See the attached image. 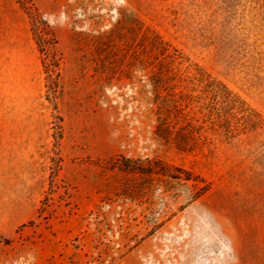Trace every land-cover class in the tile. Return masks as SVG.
Segmentation results:
<instances>
[{
    "label": "rangeland",
    "instance_id": "374dc122",
    "mask_svg": "<svg viewBox=\"0 0 264 264\" xmlns=\"http://www.w3.org/2000/svg\"><path fill=\"white\" fill-rule=\"evenodd\" d=\"M0 264H264V0H0Z\"/></svg>",
    "mask_w": 264,
    "mask_h": 264
},
{
    "label": "trees",
    "instance_id": "16d2710c",
    "mask_svg": "<svg viewBox=\"0 0 264 264\" xmlns=\"http://www.w3.org/2000/svg\"><path fill=\"white\" fill-rule=\"evenodd\" d=\"M203 78L202 74H198V76L194 75V77H186L188 81L193 82L196 80L200 84H203ZM207 92L208 93L204 99H209L208 105L204 104V102L201 103L196 112L200 114L201 117L192 118V128H194L193 132H195L197 136H202L205 119L210 122V126L208 127L210 131L219 130L221 128L219 123H222L226 133H233L235 131H241L248 128L249 122L252 121L253 117L257 116V113H255L239 97L233 95L227 89L223 94L222 92H219L218 89H212ZM188 98L190 100L192 97L190 96ZM200 98L202 97L200 96ZM189 102L185 105V107H189ZM224 108H227L229 112L226 111V113L225 111H222ZM206 109L208 113L204 112ZM237 113L240 114V117H237ZM232 119L236 120L235 124L231 123ZM257 125L258 124L255 123L253 126L257 127ZM216 126H218V128H215Z\"/></svg>",
    "mask_w": 264,
    "mask_h": 264
}]
</instances>
